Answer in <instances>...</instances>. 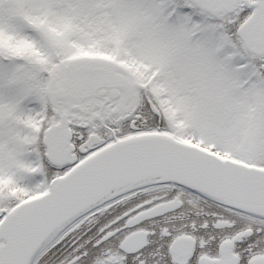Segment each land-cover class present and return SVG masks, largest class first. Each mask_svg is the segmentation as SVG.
<instances>
[{"label":"snow or ice","instance_id":"snow-or-ice-1","mask_svg":"<svg viewBox=\"0 0 264 264\" xmlns=\"http://www.w3.org/2000/svg\"><path fill=\"white\" fill-rule=\"evenodd\" d=\"M0 264H264V0H0Z\"/></svg>","mask_w":264,"mask_h":264}]
</instances>
